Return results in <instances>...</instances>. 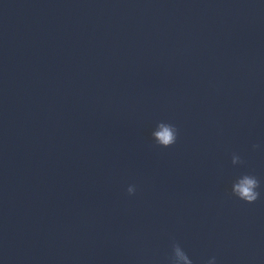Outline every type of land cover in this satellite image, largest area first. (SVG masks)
I'll use <instances>...</instances> for the list:
<instances>
[{"label":"clouds","instance_id":"9594fccd","mask_svg":"<svg viewBox=\"0 0 264 264\" xmlns=\"http://www.w3.org/2000/svg\"><path fill=\"white\" fill-rule=\"evenodd\" d=\"M179 130L172 123L159 122L156 128L152 131L151 136L155 144L161 148H169L177 142ZM259 145H253V148H257ZM231 162L233 165L243 164V159L233 153ZM261 187V181L253 174H243L239 176L233 183L231 193L238 199L248 203H255L261 196V192L258 191ZM127 194L132 196L136 192L135 185H129L127 187ZM172 255L169 257V264H193V260L183 250L178 242L173 241ZM207 264H216V258L213 257L207 261Z\"/></svg>","mask_w":264,"mask_h":264}]
</instances>
